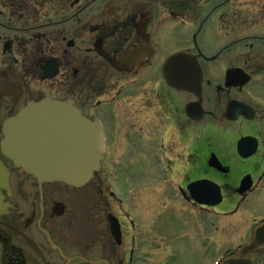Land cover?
I'll return each mask as SVG.
<instances>
[{"label":"flooded vegetation","instance_id":"flooded-vegetation-1","mask_svg":"<svg viewBox=\"0 0 264 264\" xmlns=\"http://www.w3.org/2000/svg\"><path fill=\"white\" fill-rule=\"evenodd\" d=\"M179 53L200 65L201 87L167 83ZM45 99L102 128L104 158L83 187L40 183L2 151L5 123ZM4 170L0 264L238 259L264 226V0H0ZM217 187L220 205L197 201Z\"/></svg>","mask_w":264,"mask_h":264},{"label":"water","instance_id":"water-1","mask_svg":"<svg viewBox=\"0 0 264 264\" xmlns=\"http://www.w3.org/2000/svg\"><path fill=\"white\" fill-rule=\"evenodd\" d=\"M165 78L171 86L185 91L201 87L202 70L196 59L179 53L165 63ZM178 73L172 75L171 73ZM191 105L188 111L191 110ZM3 153L40 183H64L73 187L87 185L100 169L104 153L102 128L84 117L71 102L63 103L45 99L30 103L16 116L9 119L3 128ZM246 140V139H245ZM239 144L240 154L250 157L254 149L244 155ZM7 171L0 174V181H7ZM244 179L241 189H244ZM210 186L201 182L192 186ZM241 191V190H240ZM200 204L218 206L222 194L217 187L211 200L198 197ZM264 226L258 229L255 241L244 247L238 259H230L224 264H253L247 258L264 243Z\"/></svg>","mask_w":264,"mask_h":264},{"label":"rangeland","instance_id":"rangeland-1","mask_svg":"<svg viewBox=\"0 0 264 264\" xmlns=\"http://www.w3.org/2000/svg\"><path fill=\"white\" fill-rule=\"evenodd\" d=\"M144 217H145L146 219H148V218H149V217H148V214H147V215H145ZM150 218H151V216H150ZM215 257H217V255H216ZM215 257H214V258H215ZM214 258H213V259H214ZM213 259H212V260H213Z\"/></svg>","mask_w":264,"mask_h":264}]
</instances>
